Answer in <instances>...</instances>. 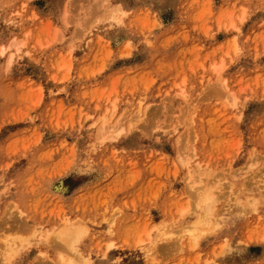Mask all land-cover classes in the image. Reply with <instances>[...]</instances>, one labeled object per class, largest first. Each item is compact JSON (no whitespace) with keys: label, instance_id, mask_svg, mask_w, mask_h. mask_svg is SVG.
<instances>
[{"label":"rangeland","instance_id":"obj_1","mask_svg":"<svg viewBox=\"0 0 264 264\" xmlns=\"http://www.w3.org/2000/svg\"><path fill=\"white\" fill-rule=\"evenodd\" d=\"M0 49V264H264V0H0Z\"/></svg>","mask_w":264,"mask_h":264},{"label":"bare ground","instance_id":"obj_2","mask_svg":"<svg viewBox=\"0 0 264 264\" xmlns=\"http://www.w3.org/2000/svg\"><path fill=\"white\" fill-rule=\"evenodd\" d=\"M212 196H213L212 193H210V191H209V193L205 192V194L200 197V199L197 202V205H199V211L195 214V216L192 220L191 228L190 229L188 228V230L185 229L186 231H181L184 233H186V232L188 233L187 236L193 242L192 244H196L195 241H196V238L200 234V233H198L200 231V229L203 226L207 225L212 220H214V218H216L217 214H220V211L213 213L212 208H214V207H212V205L215 202L214 198H216V197H214V196L212 197ZM85 228H84V226H82L78 222H67L66 225L57 232V237L63 243H65L68 247H70L74 250V247H75L74 244L79 239V237L83 233H85V231H84ZM194 231H196L195 234L193 233ZM178 235H179V233H178ZM177 240H178V236H177Z\"/></svg>","mask_w":264,"mask_h":264}]
</instances>
